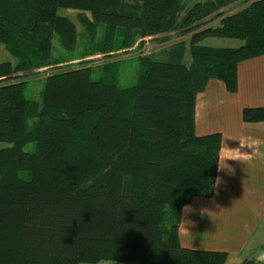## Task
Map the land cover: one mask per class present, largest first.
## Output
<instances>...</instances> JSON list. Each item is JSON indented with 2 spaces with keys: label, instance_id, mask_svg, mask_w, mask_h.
Returning <instances> with one entry per match:
<instances>
[{
  "label": "trees",
  "instance_id": "obj_1",
  "mask_svg": "<svg viewBox=\"0 0 264 264\" xmlns=\"http://www.w3.org/2000/svg\"><path fill=\"white\" fill-rule=\"evenodd\" d=\"M237 1L0 0V44L13 57L0 61V142L10 144L0 148V264L227 263L229 251L185 246L179 229L186 204L214 196L219 171L223 133H197V96L211 79L236 93L239 64L264 55V0L225 10ZM59 8L89 12L93 33L104 26L82 57L190 37L139 55L133 86L82 65L48 74L39 102L22 76L61 62L56 37L68 51L79 41ZM242 118L264 121V105Z\"/></svg>",
  "mask_w": 264,
  "mask_h": 264
},
{
  "label": "crops",
  "instance_id": "obj_2",
  "mask_svg": "<svg viewBox=\"0 0 264 264\" xmlns=\"http://www.w3.org/2000/svg\"><path fill=\"white\" fill-rule=\"evenodd\" d=\"M240 2L243 4L238 9L247 0H239L225 10ZM218 20L213 18L210 24ZM232 42L207 45L236 47L242 43ZM238 82V91L230 93L222 80L211 79L197 96V133L221 131L223 141L214 196H195L183 208L179 231L182 244L188 247L240 249L264 222V121L245 123L242 118L245 106L264 105V55L239 64ZM225 147L241 153L226 151ZM229 155L239 159L224 163Z\"/></svg>",
  "mask_w": 264,
  "mask_h": 264
},
{
  "label": "rangeland",
  "instance_id": "obj_3",
  "mask_svg": "<svg viewBox=\"0 0 264 264\" xmlns=\"http://www.w3.org/2000/svg\"><path fill=\"white\" fill-rule=\"evenodd\" d=\"M245 2V1H244ZM243 2L237 3L230 7L229 11L237 10L238 6ZM236 8V9H235ZM58 13L63 16L70 17L77 25L79 32V41L75 50H65L59 44L58 38L54 39L53 56L60 59L59 64L41 67L26 72L22 76V80L27 82L26 94L29 98L42 102L43 90L45 86L46 76L53 72L66 70L71 67H79L82 65H91L94 67L93 78L100 79L103 77H115L121 87L133 86L137 83L140 71L139 55L158 52L169 44L181 39H189L190 34L172 33V40L163 43L160 41L163 35L139 38L131 45H127L122 49L115 50L109 54L98 53L82 57L88 48L93 46V39H99L104 33V26L98 27L97 32H91L87 27L84 18H91L89 12H84L73 8H59ZM218 25V24H215ZM96 34V35H94ZM143 40V42H141ZM226 41H242L237 38L228 37H208L204 40L205 44L223 45ZM140 42L142 44H140ZM228 44V42L226 43ZM11 57L3 44H0V61ZM191 60L190 53H187L186 61ZM24 74V73H19ZM34 119L30 120L33 123ZM10 145L8 142H0V148ZM36 142H30L25 146V150L34 151ZM24 176H28L24 174ZM264 250V222L257 228L256 234L240 249H232L229 251V257L226 264H244L247 258L255 259L256 255Z\"/></svg>",
  "mask_w": 264,
  "mask_h": 264
},
{
  "label": "clouds",
  "instance_id": "obj_4",
  "mask_svg": "<svg viewBox=\"0 0 264 264\" xmlns=\"http://www.w3.org/2000/svg\"><path fill=\"white\" fill-rule=\"evenodd\" d=\"M225 150L226 151H234V152H237V153H241L239 150H229L228 148L225 147ZM227 159H239V156H233V155H229V156H226L224 157V163ZM255 261H256V264H264V250L260 251L256 257H255Z\"/></svg>",
  "mask_w": 264,
  "mask_h": 264
}]
</instances>
